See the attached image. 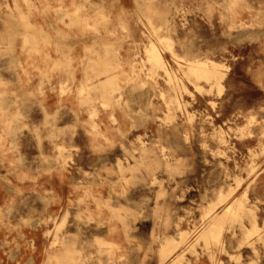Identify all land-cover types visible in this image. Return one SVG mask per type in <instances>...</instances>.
<instances>
[{"label":"rangeland","instance_id":"obj_1","mask_svg":"<svg viewBox=\"0 0 264 264\" xmlns=\"http://www.w3.org/2000/svg\"><path fill=\"white\" fill-rule=\"evenodd\" d=\"M0 264H264V0H0Z\"/></svg>","mask_w":264,"mask_h":264},{"label":"crops","instance_id":"obj_2","mask_svg":"<svg viewBox=\"0 0 264 264\" xmlns=\"http://www.w3.org/2000/svg\"><path fill=\"white\" fill-rule=\"evenodd\" d=\"M123 11H126V5L121 8ZM120 8H113L112 6H108L105 8V13L106 15H114V10H121ZM89 16L93 17L95 16V12L90 11L88 13ZM93 26L94 25H90ZM86 31H81V36L79 39H74L73 36H71L73 41H67L66 43L59 42L57 39V36L55 35L57 32L51 31L50 33V44L49 45H38L35 46V52L34 54L31 53L32 56H30V52L33 50L31 47H28V51L23 52V46L22 44H18L17 49L18 54L20 55V52H22V57H18V62L19 66L21 65L22 67L20 68L18 72L19 79L23 80L26 82V88L28 92H34L35 90L39 89L41 85V80L44 78L41 77L35 70L37 71L38 69L45 70V67L43 68V64H51L52 66L54 65H59L62 64L63 61V54L69 49L71 50V55L78 57V58H83L85 56V52L89 49L95 50V43H101L100 45L101 48L99 47L100 50H98V56H102L103 58L108 57L107 56V51H105V45H108L110 43V39L108 36V33L111 32L109 28H101L99 29V33L101 36H95V32L93 31H88L86 28H84ZM107 34V35H106ZM41 50L40 55L38 56V51ZM62 52V53H61ZM43 56L44 58L41 59L40 57ZM95 58V54L93 55ZM31 58V59H30ZM33 58V60H32ZM81 61V60H80ZM80 64V63H78ZM42 74V71L40 72ZM51 75V74H50ZM88 75V76H87ZM108 77L104 76L102 80H106ZM52 81L55 82V88L59 89L60 87V82L67 80L65 76H63L60 73H54L51 76ZM75 80L83 81L86 79H91L95 80V71H93L91 74H86L84 73L83 66L82 68L80 67L77 72L75 73L74 78ZM51 89V88H50ZM51 99L45 101V108L46 111H51L55 112L59 109V106L64 103L65 97H62L58 94H51L50 95Z\"/></svg>","mask_w":264,"mask_h":264},{"label":"bare ground","instance_id":"obj_3","mask_svg":"<svg viewBox=\"0 0 264 264\" xmlns=\"http://www.w3.org/2000/svg\"><path fill=\"white\" fill-rule=\"evenodd\" d=\"M229 210H230V208H229ZM227 213H228V210H227ZM224 214V213H223Z\"/></svg>","mask_w":264,"mask_h":264}]
</instances>
